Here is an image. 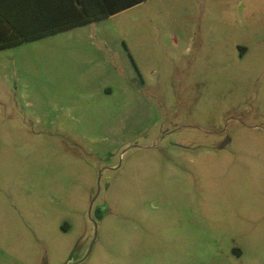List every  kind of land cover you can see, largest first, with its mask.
Segmentation results:
<instances>
[{
	"label": "rangeland",
	"instance_id": "374dc122",
	"mask_svg": "<svg viewBox=\"0 0 264 264\" xmlns=\"http://www.w3.org/2000/svg\"><path fill=\"white\" fill-rule=\"evenodd\" d=\"M0 264H264V0L1 51Z\"/></svg>",
	"mask_w": 264,
	"mask_h": 264
},
{
	"label": "crops",
	"instance_id": "0c3cea01",
	"mask_svg": "<svg viewBox=\"0 0 264 264\" xmlns=\"http://www.w3.org/2000/svg\"><path fill=\"white\" fill-rule=\"evenodd\" d=\"M75 5L81 6L82 3L77 2V0H0V11L7 16L9 21L15 25L22 34L25 36H35L36 34L49 28L63 27L65 24L74 21ZM107 18L98 21H102ZM91 23L62 29L48 35H42L30 41L1 49L0 52L65 34L75 29L85 27ZM242 56H244L243 53ZM240 256L241 255H239L238 258Z\"/></svg>",
	"mask_w": 264,
	"mask_h": 264
},
{
	"label": "trees",
	"instance_id": "16d2710c",
	"mask_svg": "<svg viewBox=\"0 0 264 264\" xmlns=\"http://www.w3.org/2000/svg\"><path fill=\"white\" fill-rule=\"evenodd\" d=\"M145 1L148 0H77V2L82 3V5L74 6V21L65 24L63 27L49 28L35 36H25L22 34L21 31L9 21L7 16L0 11V50L30 41L42 35L55 33L62 29H68L110 17Z\"/></svg>",
	"mask_w": 264,
	"mask_h": 264
}]
</instances>
